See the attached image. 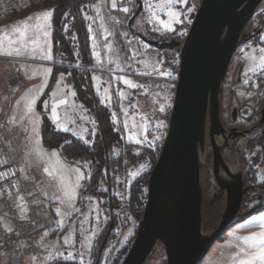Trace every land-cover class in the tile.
I'll return each mask as SVG.
<instances>
[{
	"label": "rangeland",
	"instance_id": "rangeland-1",
	"mask_svg": "<svg viewBox=\"0 0 264 264\" xmlns=\"http://www.w3.org/2000/svg\"><path fill=\"white\" fill-rule=\"evenodd\" d=\"M65 1L67 0H0V37L7 33L11 38L18 39L19 33L14 32V29L23 28L26 23L30 26L28 40L38 37L45 52L49 47L45 41H50L53 56L52 60L41 59L40 48L33 53L30 44L27 49L22 50L21 55H5L0 52V84L5 83V87L1 88L0 106L5 108L8 115L5 123L3 121L4 142L13 155L12 159L14 158L13 170L19 189L15 210L21 216L29 212H38L40 215L33 230L22 231L18 235L20 237L30 235L33 241L32 245V242L28 241L30 245L19 247V253L24 258V264H45L48 260L53 264H121L129 251L125 253L123 248L126 245L128 247L131 238H133L131 245L133 244L142 216L137 217L127 211L130 185L146 168L147 163L139 159L126 166L118 165L120 168L113 170L110 180L106 177H97L96 192L81 190V180L85 176V171L77 163L67 161L58 148H47L42 144V112H48L58 129L69 130L83 138L90 131L92 136H95L98 130L97 120L83 99L90 97L85 88L88 90L92 84L99 95V100L110 112L114 130L120 131L122 139L135 144H163L177 81L166 76L154 78L140 74L139 68L153 69L162 65L175 69L177 51L170 49L152 51L143 41L134 39L133 47L138 53L136 58L138 68L134 70L131 68L130 52L126 48V35L118 19L110 14V1L78 0V13L90 53V60L86 62L82 53L81 37L74 25L73 11L70 7L64 13L67 26L64 34L70 41L71 53L60 40L57 39L56 44L54 43V10ZM142 1L143 11L134 21L133 27L143 34L150 32L156 37L164 36L175 40L185 38L191 25L189 21L192 22L200 2L184 0L168 4L167 0ZM137 6V3L131 0L133 14ZM169 7L182 14L178 20L172 22L171 29L161 23L162 20H171L168 15ZM193 7L195 10L189 12L188 9ZM46 10H52L51 27L44 28L45 31H50V37H44L42 31L31 27L37 23L44 25L49 23L45 17L37 16ZM89 17L92 19L89 20ZM255 24H257L255 20L250 21L245 30H254L258 27ZM93 35L95 50L100 53L99 59L93 53ZM262 50L264 42L253 37L243 43L234 54L221 94L220 117L224 126L232 124L234 108H237V113L242 118L248 115L250 110L256 111L259 95L264 91ZM44 69H51V72L45 73ZM88 70L92 74L90 85L84 78ZM121 77H127L141 87L131 88L123 83ZM77 84H80L82 94L79 93ZM33 97L34 110L29 112L28 101ZM261 97L263 98V95ZM61 99H66L67 103L57 108L59 120L56 121L52 116V108ZM242 118H239L241 123ZM242 125L250 126V123L244 120ZM231 129L237 130L238 126L228 128L229 131ZM242 140V137L236 135L229 138L224 158L235 170L243 171L242 164L252 162L247 160V157L246 161L244 160L250 152L246 150L244 153L245 145ZM112 148L114 155H119L123 151V145L120 146L119 143L113 144ZM2 151L10 153L7 149ZM54 153L56 155H53ZM15 155L18 157V163ZM45 168L53 175L45 172ZM213 169L212 146L207 134L202 156V225L205 232L211 231L220 222L227 200L226 191L218 185ZM221 171L222 175H226L223 170ZM262 173L259 169V176H263ZM89 174L87 171V177ZM249 182H253V179ZM214 183L221 189L220 196ZM65 192L71 196V202ZM257 201L253 193L247 194L241 212L262 203L255 205ZM13 219L7 214L3 215V223L10 231L15 225ZM111 224L113 229L99 258L102 242ZM262 233L264 203L249 216L232 223L213 244L200 264H242L249 261L250 254L259 250ZM159 243L155 245L145 264H166L165 246L162 242ZM8 252L4 253L1 264H7Z\"/></svg>",
	"mask_w": 264,
	"mask_h": 264
},
{
	"label": "water",
	"instance_id": "water-1",
	"mask_svg": "<svg viewBox=\"0 0 264 264\" xmlns=\"http://www.w3.org/2000/svg\"><path fill=\"white\" fill-rule=\"evenodd\" d=\"M134 1L138 6L129 21L130 29L153 46L179 52L180 70L168 130L148 181L146 206L121 264H145L158 242L165 246L166 264H200L232 223L264 203L241 212L248 187L242 169L235 170L224 158L229 138L235 134L233 129L227 132L220 117L228 68L239 47L262 31L261 27L245 29L264 0H200L185 38L170 41L149 39L133 27L143 11V1ZM261 114L258 124L264 122V106ZM207 134L214 176L227 199L220 222L209 232L202 225V156ZM219 137L223 138L221 143ZM112 229L113 224L104 237L99 258Z\"/></svg>",
	"mask_w": 264,
	"mask_h": 264
},
{
	"label": "trees",
	"instance_id": "trees-1",
	"mask_svg": "<svg viewBox=\"0 0 264 264\" xmlns=\"http://www.w3.org/2000/svg\"><path fill=\"white\" fill-rule=\"evenodd\" d=\"M77 1L78 0H67L55 8L53 19V32L55 35L54 43L56 44V42L60 40V43L65 44L66 50L71 53L70 41L64 34L66 29L64 13L70 7L73 11L72 16L75 20L74 25L81 37L83 57L86 62H89L90 53L86 44L87 42L82 27V20L78 13ZM193 15L194 13L192 16ZM76 73L77 72H75V74ZM84 78L89 85L92 83V74L90 70L87 71ZM78 80L80 81L79 78ZM77 85L79 86V93L82 94L83 90H80V84ZM85 92L90 93V97H84L83 99L90 106L97 120L98 130L95 136H92V132L90 131L87 136L83 138L74 135L69 130L58 129L49 117L48 112L44 111L42 112L41 122L42 143L47 148H58L67 161L77 163L83 171H85V176L81 180V190L85 189L91 192H96V181L98 176L102 178L106 177L110 180L113 170L120 168L118 165L126 166L142 159L147 163L146 168L144 167L145 169L131 183L127 201L128 213H132L134 216L139 217L142 215L146 206L148 181L151 170L159 157L162 143L135 144L132 141L122 139L120 131L114 130L115 128L110 112L108 108L105 107V104L99 100V95L93 89L92 84L88 87V90L87 87L85 88ZM115 143H119L120 146L121 144L123 145V151L119 155H114L112 150L113 144ZM87 171L90 173L88 177ZM245 175L248 179L255 180V177H253L254 173L251 169H247ZM214 186L217 194L220 196L221 189L216 184ZM262 197L260 198L262 199ZM132 239L133 238L130 239L131 242ZM131 242L128 244V247L127 245L124 246L123 249L125 253L129 250Z\"/></svg>",
	"mask_w": 264,
	"mask_h": 264
},
{
	"label": "built area",
	"instance_id": "built-area-1",
	"mask_svg": "<svg viewBox=\"0 0 264 264\" xmlns=\"http://www.w3.org/2000/svg\"><path fill=\"white\" fill-rule=\"evenodd\" d=\"M109 11L112 16H115L122 27L123 32L126 35V48L130 52V58L132 62V68H137L136 58L138 53L133 47V32L129 31V21L133 16V9L131 8V0H115L116 7L113 8V0H109ZM112 1V2H111ZM125 5H121L122 3ZM127 8L128 11L125 12L123 9ZM176 56V60H175ZM174 60L176 61V68L173 69L172 66H156L153 69L139 68L140 74L153 76L155 78L168 77L173 81L179 79V70H180V55L179 52H176ZM138 69V70H139ZM171 71L172 75H165ZM264 85V82H263ZM13 159L10 153L6 151L0 152V264L3 260L4 253L9 251L7 254V264H24V258L19 253V247H23L25 244H28V241L32 242L30 235L23 237L18 236L20 232L31 231L37 225L40 215L38 212H29L24 216H21L16 210L15 205L19 197V189L17 186L16 175L13 170ZM123 209V208H121ZM7 214L9 217H13L15 225L13 230H8L3 223V215ZM15 246L17 248L15 249ZM45 264H53L48 260Z\"/></svg>",
	"mask_w": 264,
	"mask_h": 264
},
{
	"label": "flooded vegetation",
	"instance_id": "flooded-vegetation-1",
	"mask_svg": "<svg viewBox=\"0 0 264 264\" xmlns=\"http://www.w3.org/2000/svg\"><path fill=\"white\" fill-rule=\"evenodd\" d=\"M253 20H255L257 22V24H255V25H258V27L262 28V31L260 33H258L255 36V38L258 39L260 42H262V41L264 42V4L261 7V10L258 12V14L254 17ZM144 35L147 38L153 39V40L170 41L173 39V38L167 39L164 36H157L156 37V35L154 33H150V32L148 34L145 33ZM134 39H136L137 41H139V40L143 41L145 44L148 45V47L152 51L153 50L154 51H165V49H160L159 47L153 46V45L145 42L138 34L133 32V40ZM136 64H137V68H138V63H136ZM131 68H132V66H131ZM137 68H135V69H137ZM229 68H230V66H229ZM229 68H228V71H229ZM227 74H228V72H227ZM146 76H149V75H146ZM262 95H263V98L261 97ZM263 106H264V91H263V93H261L259 95V101H258L256 111L250 110L249 111L250 115L248 113V115H246L245 117L243 116V118L239 117V115L237 113L236 117L233 116L232 124L230 126H225L227 129V132H229V130H228L229 127L234 128V127L238 126L237 130L234 129L233 134L237 135V137H242L243 144L245 145L243 148L244 153L246 150H249V152H250L249 155L244 157V160L245 161H246V159L249 161L251 160L250 162H252V163L244 162L242 164V168H243L244 177H245V179H244L245 186L248 187V190L245 193V196L247 194L253 193V195H255V197H257V199H258V201L255 205H258L259 203L264 201V198L259 199L261 196L264 195V181H262V180H264V122H261L260 124H258L261 120V117H262L261 112H262ZM239 118L243 119L242 123H244V120H245V122L250 123V126H245L247 124L242 125V123L239 122ZM255 124H258V126L255 127L254 129H252V131L245 133V130L250 129ZM233 142H235V141H233ZM248 157H249V159H248ZM247 169L253 170V173H254L253 177H255V180H253V182H251V183L249 182L251 180H249L245 175ZM259 169H261V171L263 172L262 173L263 176H259V174H258ZM243 201H244V199H243ZM242 206H243V203H242ZM241 210H242V208H241Z\"/></svg>",
	"mask_w": 264,
	"mask_h": 264
},
{
	"label": "snow or ice",
	"instance_id": "snow-or-ice-1",
	"mask_svg": "<svg viewBox=\"0 0 264 264\" xmlns=\"http://www.w3.org/2000/svg\"><path fill=\"white\" fill-rule=\"evenodd\" d=\"M176 2H184V0H167L168 4H172V3H176ZM112 7L113 8L116 7L115 0H113ZM194 10H195L194 7L188 9L189 12H192ZM123 11L127 12L128 9L125 8V9H123ZM168 15L171 18V20L170 21H163L162 20L161 23H163L166 28L171 29L172 22L178 20L182 14L180 12L174 11L172 8L169 7L168 8ZM37 16L38 17L39 16L45 17L49 21V23L47 25L37 23L36 25H33L31 27H34L35 29L42 31L44 37H50V35H51L50 31H45L44 28L45 27H47V28L51 27L50 20H51V16H52V10H46L42 13H38ZM157 18H159V17H157ZM88 19L91 20L92 18L89 17ZM189 23H191V21H189ZM29 27L30 26L25 23L23 28H15L14 29V32L19 33L18 39L11 38L10 36H8L7 33H5L3 37H0V52H3L5 55H13V54L21 55L22 50L27 49L29 47V44H30L32 46V52L33 53H36L37 48H40L41 59L52 60L53 56H52V49L50 46V41H47V40L45 41L46 44H49V47H48L47 51L45 52L43 47H41V44H40L38 37L35 39H31L30 41L28 40L27 33L29 31ZM65 27H67V26H65ZM89 31H91V25H89ZM181 34H184V33H181ZM92 39H93V53L95 54L97 59H99L100 53L95 50L96 45H95V36L94 35H93ZM262 51H264V50H262ZM174 63H176V61H174ZM261 63H262V66H264V58H261ZM44 71H45V73H50L51 69H44ZM164 74L169 75V76L172 75L171 71L164 73ZM61 79H63V74H61ZM120 79L123 80V83L125 85H128L131 88L141 87V85H139L135 82H132L127 77H121ZM73 95H75V93H73ZM34 103H35V97H33L31 100L28 101V105H29L28 111L29 112H32L34 110L32 107V105H34ZM66 103H67L66 99H61L56 104L53 105L52 116H53L54 120H56V121L59 120V115L57 112V108L59 107V105H63ZM13 119L15 120V118H13ZM161 126H163V122H161ZM53 155H56V154L54 153ZM141 167L143 168L144 166L141 165ZM44 171L47 172L50 176L53 175V173L51 171H49L48 168H45ZM78 179H79V177H78ZM65 195L69 196V202H71V196L69 195V193L65 192ZM61 202L63 203L64 201L62 200ZM57 211L59 212V209H57ZM245 239H247V238H245ZM259 244H260L259 250L250 254L251 260L246 261V262H242V264H264V233L260 234Z\"/></svg>",
	"mask_w": 264,
	"mask_h": 264
},
{
	"label": "crops",
	"instance_id": "crops-1",
	"mask_svg": "<svg viewBox=\"0 0 264 264\" xmlns=\"http://www.w3.org/2000/svg\"><path fill=\"white\" fill-rule=\"evenodd\" d=\"M2 87H5V83H3V84H0V101H1V99H2V94H1V92H2ZM0 105H1V103H0ZM8 119V115H7V112H5V108H3V107H1L0 106V133H1V140H0V151H2L3 149L4 150H8L10 153H11V151H10V149H9V147H8V145L6 144V142H4V127H3V121L5 120H7ZM5 121H4V123H5ZM43 144V143H42ZM45 147V146H44ZM2 149V150H1ZM11 155H12V153H11ZM16 156V155H15ZM12 157H13V155H12ZM13 160H14V158H13ZM16 162H17V160H18V157L16 156ZM18 163V162H17Z\"/></svg>",
	"mask_w": 264,
	"mask_h": 264
},
{
	"label": "bare ground",
	"instance_id": "bare-ground-1",
	"mask_svg": "<svg viewBox=\"0 0 264 264\" xmlns=\"http://www.w3.org/2000/svg\"><path fill=\"white\" fill-rule=\"evenodd\" d=\"M121 5H123V6H124V5H125V3L123 2ZM129 31H131V30H130V28H129ZM217 141H219V142L221 143V142L223 141V138H222V137H220V138H218V139H217Z\"/></svg>",
	"mask_w": 264,
	"mask_h": 264
}]
</instances>
